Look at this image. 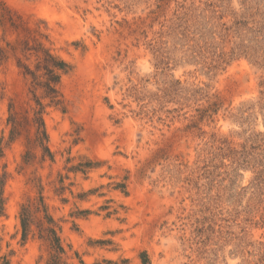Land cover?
I'll use <instances>...</instances> for the list:
<instances>
[{
    "label": "rangeland",
    "instance_id": "374dc122",
    "mask_svg": "<svg viewBox=\"0 0 264 264\" xmlns=\"http://www.w3.org/2000/svg\"><path fill=\"white\" fill-rule=\"evenodd\" d=\"M27 43L72 65L54 160L12 139ZM1 180L10 264L49 257L19 217L41 186L72 264H264V0H0Z\"/></svg>",
    "mask_w": 264,
    "mask_h": 264
},
{
    "label": "trees",
    "instance_id": "16d2710c",
    "mask_svg": "<svg viewBox=\"0 0 264 264\" xmlns=\"http://www.w3.org/2000/svg\"><path fill=\"white\" fill-rule=\"evenodd\" d=\"M23 53L26 59H30L32 55L36 56L33 66L22 59L19 60V66L30 79V92L35 105L32 107V116H25L23 121L18 119L16 114L11 115L9 122L12 123V139L21 135V127L25 121L36 128L33 144L43 149V158L46 159L47 156H50L54 160V154L48 144L49 134L44 115L48 106L58 105L62 102L59 85L62 77L72 69V65L42 44L32 46L27 43ZM31 155L32 151H28L27 156L31 157ZM4 183V181H0V216L5 212ZM41 189L38 196L30 197L21 205L19 217L22 239L26 242L32 235L49 246L51 250L46 264H72L61 236L62 227L50 212L42 186ZM40 259L43 260V257L41 256ZM41 260L38 264H41ZM0 264H10L8 255L0 256Z\"/></svg>",
    "mask_w": 264,
    "mask_h": 264
}]
</instances>
